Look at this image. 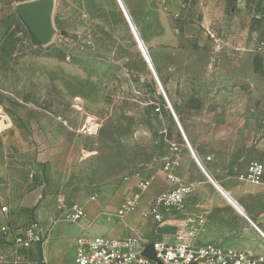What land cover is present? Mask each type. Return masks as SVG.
<instances>
[{
	"label": "crops",
	"instance_id": "0c3cea01",
	"mask_svg": "<svg viewBox=\"0 0 264 264\" xmlns=\"http://www.w3.org/2000/svg\"><path fill=\"white\" fill-rule=\"evenodd\" d=\"M23 1L29 0H0V223H11L10 238H13L24 233L32 222H38L45 240L26 253L42 264H64L61 261L64 254L72 261L77 236L89 230L91 225L99 229L94 234L87 232L92 236L124 239L138 235L144 242L149 241L156 227L152 220L143 217L140 210L124 215L118 213L125 200L137 191L134 176L140 164H127L126 156L121 172L107 164L103 159L107 154L118 158L124 153L118 152L116 139L105 141L101 137L98 125L96 132L88 134L83 129L82 118L80 124L77 119L70 122L68 113L77 112L78 105L58 108L46 92L25 90L21 94L14 85L9 89L3 87L4 83L17 82L16 76L10 74L16 68L13 43L17 30L13 28L22 18L16 5ZM235 1L237 6L232 10L237 13L249 3L251 15L248 8L243 13L247 20H260L264 15V0ZM137 2L133 5L136 17L142 18L146 14L145 17L158 20L157 33L162 44L172 48L174 75L188 73L192 76L194 73L199 79L195 82L198 89L201 82L205 85L211 82V73L207 74L205 68L218 58V54L212 57L207 53L206 45L198 48L192 42L194 39L205 40V29L213 35L222 34L225 40H236L234 45L231 42L232 47H225L226 44L223 47L225 55L236 51L238 63L253 62L258 55L255 50L258 37L256 43L253 39L259 33V26L255 29L243 22L233 31L229 24L228 0L223 6L213 3L207 7L187 0L184 3L168 0L166 6L160 0ZM249 36L255 43L253 46L249 44ZM207 46L213 48V44ZM172 99L174 107H180L179 113L186 115L188 112L181 109V97L176 87ZM186 122L190 143L205 170L190 147L184 145L179 149L180 165L174 172L180 183L190 185L192 191L185 198L183 210L157 228L172 227L174 231L164 236H173L178 230H184L188 219L192 218L197 220L192 225L195 233L191 241L195 244L215 243L254 253L264 252V177L262 183L243 178L249 162L239 164L241 156L231 151L236 144L217 137L216 130L226 129L224 124H206L210 137L202 139L196 137L192 123ZM262 151L255 159L261 158ZM163 173L165 176L160 177L163 174L158 173L151 188L142 194L143 201L176 186L167 179L164 168ZM129 175L133 179H126ZM61 197L67 206H82L89 217L87 225L78 223L79 230L74 226L76 232L72 235L65 229L64 211L58 209ZM229 197L244 211L230 203ZM1 206L8 207V215L1 211ZM200 219L202 223H198ZM55 226L58 231L54 234Z\"/></svg>",
	"mask_w": 264,
	"mask_h": 264
},
{
	"label": "rangeland",
	"instance_id": "374dc122",
	"mask_svg": "<svg viewBox=\"0 0 264 264\" xmlns=\"http://www.w3.org/2000/svg\"><path fill=\"white\" fill-rule=\"evenodd\" d=\"M137 1L123 0L147 44L171 102L173 88L176 87L178 95L180 93L181 109L188 113L182 115L179 106L174 108L188 138L187 120L195 127L196 137L202 139L210 137L206 124H224L226 129L216 130L217 137L236 144L231 151L241 156L239 164L255 159L264 149V15L260 20H247L243 13L248 8L251 15L249 3L237 13L232 10L237 6L236 1L228 0L229 24L233 31L243 22L255 29L259 26V33L253 39L256 43L258 37V42L252 43L250 36L248 39L250 46L256 45L258 55L253 62L244 60V63H238L236 51L225 55L223 47L225 44V47H232L231 42L234 45L236 40H225L222 34L213 35L205 29L206 39H194L192 42L198 48L206 45L207 53H211L212 57L218 54V58L205 68L207 74L211 73V82L206 85L201 82L198 89L195 84L198 78L194 73L192 76L188 73L174 75L172 48L162 44L157 33L158 20H151L145 17L146 14H141L144 15L142 18L136 17L133 5L139 3ZM187 1L199 6L205 4L206 7L213 3L223 6L225 3V0ZM54 23L58 34L51 43L42 45L32 36L23 18L19 19L13 28L17 30L13 43L16 68L10 73L16 76L17 82L10 85L4 83L3 87L9 89L14 85L21 94L25 90L46 92L58 108L78 105L77 112L68 113L70 122L77 119L80 124L82 118L86 133L92 134L91 126L95 124L101 129V137L105 141L116 139L118 152L124 154L118 158L107 154L104 161L114 166L116 172L123 169L125 156L127 164H140L136 173L140 172L151 180L145 190L148 191L158 173L163 174L160 177L165 176L162 164L166 156L174 152L178 155L179 149L187 143L117 0H58ZM62 30L66 34H61ZM207 44H213L214 49ZM132 175H129L130 178L126 176V179H133ZM64 224L71 235L76 232L74 226H79L68 220ZM57 228L54 227V234ZM96 230L99 231L98 227L91 225L84 233L94 234ZM173 231L172 227H159L150 242L163 239L174 241L172 236H164ZM30 248L26 249L27 253ZM74 256L71 261L69 255L64 254L61 261L73 264Z\"/></svg>",
	"mask_w": 264,
	"mask_h": 264
},
{
	"label": "built area",
	"instance_id": "2783aa9c",
	"mask_svg": "<svg viewBox=\"0 0 264 264\" xmlns=\"http://www.w3.org/2000/svg\"><path fill=\"white\" fill-rule=\"evenodd\" d=\"M165 6L168 0H160ZM186 2V0H180ZM264 42H262V46ZM264 121V118H263ZM91 131V130H90ZM177 151V147H175ZM180 165L178 155L174 152L164 159L163 168L167 179L176 186L157 194L149 201L142 200V194L149 187L151 180L144 178L140 172L137 178V191L121 205L119 215L128 211L140 210L143 217L152 220L157 227L166 222L175 213L183 210L186 196L192 191L190 185L180 183L174 169ZM264 177V150L261 158L249 162L243 178L253 183H262ZM58 209L64 211V218L73 223H89L86 210L78 205H65L64 198H60ZM1 211L8 215V207L1 206ZM196 219L189 218L184 230H178L172 238L143 241L138 235L124 239L104 236H92L83 233L76 240V249L73 264H264V252L254 253L215 243L195 244L191 239L194 236L193 224ZM200 219L198 223H202ZM12 225L8 221L0 223V264H42L26 253V249L33 244H41L45 240L44 232L38 222H32L22 234L10 238ZM153 244L157 260L154 261L143 255L148 244ZM2 248L7 250L1 251Z\"/></svg>",
	"mask_w": 264,
	"mask_h": 264
},
{
	"label": "water",
	"instance_id": "95a60500",
	"mask_svg": "<svg viewBox=\"0 0 264 264\" xmlns=\"http://www.w3.org/2000/svg\"><path fill=\"white\" fill-rule=\"evenodd\" d=\"M120 9L122 10L126 21L129 25V28L132 32V35L139 46L142 55L145 59V61L148 64V67L150 71L152 72L153 76L156 79V82L158 86L161 88L164 98L166 100V103L168 105V108L170 109L184 139L186 140V143L190 147L193 155L195 156L196 160L199 162V164L202 166L204 169L203 165L201 164L195 150L193 149L186 132L184 128L182 127V124L179 120V117L161 83V80L158 76L157 71L154 68L152 58L149 54L148 48L146 47L144 41L140 38V34L138 32L137 26L133 22L123 0H117ZM16 8L27 24V26L30 28L36 39L42 44V45H47L51 43L54 39V37L58 34L57 27L54 23V12L56 8V0H29V1H23L20 2L16 5ZM61 34H66V31L62 30ZM92 132L97 131V126L92 125L91 127ZM205 170V169H204ZM143 255L149 257L150 259L156 261L157 256L155 249L153 247V244H148L145 249L143 250ZM162 264V263H159Z\"/></svg>",
	"mask_w": 264,
	"mask_h": 264
},
{
	"label": "bare ground",
	"instance_id": "6f19581e",
	"mask_svg": "<svg viewBox=\"0 0 264 264\" xmlns=\"http://www.w3.org/2000/svg\"><path fill=\"white\" fill-rule=\"evenodd\" d=\"M136 25V24H135ZM139 32V31H138ZM140 38H141V36H140ZM142 39V38H141ZM143 40V39H142ZM144 41V40H143ZM145 43V42H144ZM145 45H146V47H147V44L145 43ZM149 51V50H148ZM150 54V53H149ZM154 65V64H153ZM154 68H155V66H154ZM155 70H156V68H155ZM157 71V70H156ZM158 73V72H157ZM159 76V75H158ZM161 80V79H160ZM161 83H162V81H161ZM162 85H163V83H162ZM163 87H164V85H163ZM159 89H160V91L162 92V90H161V88L159 87ZM164 89H165V87H164ZM166 91V90H165ZM167 93V92H166ZM162 94H163V92H162ZM168 95V94H167ZM164 96V95H163ZM169 97V96H168ZM170 99V98H169ZM171 101V100H170ZM172 103V102H171ZM172 105H173V103H172ZM174 107V106H173ZM175 109V108H174ZM1 110V109H0ZM180 120V119H179ZM180 122H181V120H180ZM181 124H182V122H181ZM95 125V124H94ZM90 127V126H89ZM182 127H183V125H182ZM184 128V127H183ZM89 130H90V128H89ZM185 130V129H184ZM186 132V131H185ZM186 135H187V133H186ZM183 136V135H182ZM187 137H188V135H187ZM189 139V138H188ZM186 141V140H185ZM190 141V140H189ZM187 146H188V144H187ZM189 147V146H188ZM89 152V151H88ZM224 194V193H223ZM225 195V194H224ZM229 201H230V203H232V204H234L235 206L237 205V207H238V209L240 210V211H244L243 210V208L238 204V203H236L234 200H232L230 197H229ZM238 202V201H237Z\"/></svg>",
	"mask_w": 264,
	"mask_h": 264
}]
</instances>
